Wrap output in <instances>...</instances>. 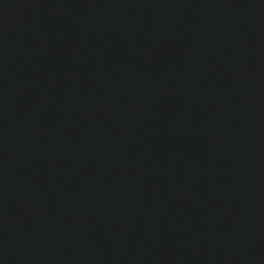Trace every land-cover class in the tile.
<instances>
[{
  "label": "water",
  "instance_id": "obj_1",
  "mask_svg": "<svg viewBox=\"0 0 264 264\" xmlns=\"http://www.w3.org/2000/svg\"><path fill=\"white\" fill-rule=\"evenodd\" d=\"M0 264H264V0H0Z\"/></svg>",
  "mask_w": 264,
  "mask_h": 264
}]
</instances>
